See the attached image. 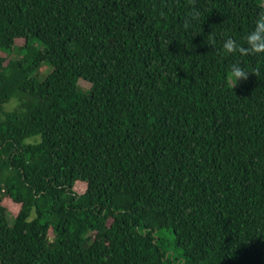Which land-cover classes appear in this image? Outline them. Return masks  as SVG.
I'll return each instance as SVG.
<instances>
[{
  "label": "trees",
  "instance_id": "obj_1",
  "mask_svg": "<svg viewBox=\"0 0 264 264\" xmlns=\"http://www.w3.org/2000/svg\"><path fill=\"white\" fill-rule=\"evenodd\" d=\"M261 12L0 0V263L264 264Z\"/></svg>",
  "mask_w": 264,
  "mask_h": 264
},
{
  "label": "clouds",
  "instance_id": "obj_2",
  "mask_svg": "<svg viewBox=\"0 0 264 264\" xmlns=\"http://www.w3.org/2000/svg\"><path fill=\"white\" fill-rule=\"evenodd\" d=\"M244 44L237 42L233 38H228L223 42L222 48L225 54L239 53L241 55H264V12L257 15L254 26L243 37ZM231 77L234 79V84L237 85L239 81L246 80L250 73L239 64H232L230 67Z\"/></svg>",
  "mask_w": 264,
  "mask_h": 264
},
{
  "label": "rangeland",
  "instance_id": "obj_3",
  "mask_svg": "<svg viewBox=\"0 0 264 264\" xmlns=\"http://www.w3.org/2000/svg\"><path fill=\"white\" fill-rule=\"evenodd\" d=\"M4 55H6V56H11L12 58L14 57V58H17L18 57V55H17V52L15 51V52H13L12 54H6V53H3ZM13 54H14V56H13ZM51 71V69L50 68H47L46 70H45V74H48L49 72ZM16 106H17V103H16V101H13L12 103H10V104H8L7 106H6V109L5 110H7V111H9V110H13L14 108H16ZM1 264V263H0Z\"/></svg>",
  "mask_w": 264,
  "mask_h": 264
}]
</instances>
